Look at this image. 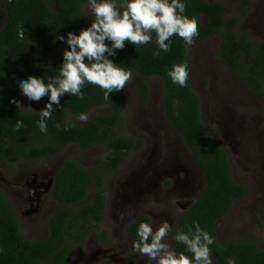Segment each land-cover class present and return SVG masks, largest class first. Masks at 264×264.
<instances>
[{
    "label": "trees",
    "instance_id": "trees-1",
    "mask_svg": "<svg viewBox=\"0 0 264 264\" xmlns=\"http://www.w3.org/2000/svg\"><path fill=\"white\" fill-rule=\"evenodd\" d=\"M224 1L186 0L185 14L198 21L197 40L220 38L217 56L230 65L237 79L264 100V40H252L249 34L239 33L238 19L226 18ZM251 2L241 0L243 14ZM85 3L87 0H56V9H52L47 0H0V6L8 13L0 30V163L47 159L61 153L68 144L80 149L106 144L110 153L102 165L116 171L133 148L134 140L120 136L116 130L125 128L127 118L119 91L105 99L98 86L86 84L82 89L84 100L64 95L47 121L46 134L39 131L37 121L47 96L39 101L42 108L37 112L25 113L12 102L15 95H23L16 87L18 79L35 75L45 76L47 80L48 76L58 74L62 55L56 61L55 53L60 46L65 50L67 45L56 40L57 35L66 37L69 31L79 34L90 25L92 18L85 16ZM170 43L169 52L155 57L153 33L152 43L135 47L125 42L124 49L116 50L117 55L111 59L131 69L132 74L163 79V115L186 141L207 177L206 188L192 208L182 215L174 234L178 230L187 232L193 222H198L214 238L211 257L215 255L217 260L213 264H229V260H234L235 264H264V250L251 241L236 238L228 245L217 241L218 220L230 211L236 199L249 193V185L234 178L227 151L205 127L200 97L189 81L181 88L168 78L167 71L174 63L186 61L188 51V46L177 36H173ZM247 54L249 62H245ZM45 65H51V69L47 70ZM134 91L142 101L147 100L146 82H140ZM100 106H110L111 113L93 116L82 124L68 120L69 112L78 119L81 113L89 115ZM18 119L23 120L24 127L14 131ZM92 186H97L95 198L85 199ZM104 192L99 176H94L78 158L68 159L56 175L54 188V197L67 208L52 215L46 237L32 238L22 232L16 208L0 191V248L3 249L0 264H70L82 251L89 232L94 231L101 241H109V233L99 229L107 209ZM141 222H150L149 217L140 216L128 228L129 235L135 239H138L136 229ZM173 248L177 252L185 251L184 246L174 240ZM133 260V256L128 257L126 264H134Z\"/></svg>",
    "mask_w": 264,
    "mask_h": 264
},
{
    "label": "rangeland",
    "instance_id": "rangeland-1",
    "mask_svg": "<svg viewBox=\"0 0 264 264\" xmlns=\"http://www.w3.org/2000/svg\"><path fill=\"white\" fill-rule=\"evenodd\" d=\"M47 3L52 9H56V0H47ZM224 3L226 18L238 19L239 33L249 34L252 40H264V0H252V5L245 14L241 9V0H225ZM83 9L85 16L91 18L87 16V3ZM7 18V10L0 7V29ZM219 45L218 36L202 42L194 39V43L188 46L186 61L190 68V82L201 98L205 127L216 140H220L227 151L234 178L249 185V193L236 199L230 211L217 222L216 238L221 245H228L236 238L244 239L264 250V101L237 79L230 65L217 56ZM63 51L64 47L60 46L55 53L56 61ZM49 59H52V55ZM249 61L247 54L245 62ZM142 81L147 82L151 93L145 104L134 93L135 87ZM162 85L163 79L159 76H143L133 72L125 89L119 91L128 116L125 128L120 127L117 131L120 135L141 139L143 142L137 151L129 154L117 171L107 170L102 165L109 154L106 144H99L87 151L71 144L60 154L47 159L0 163V177L12 182L7 184L0 178V189L17 209L21 230L26 236L46 237L52 215L67 208V205L54 198V189L51 188L50 194L41 196L38 202L30 201L27 184L34 175L38 180L48 181L70 158H78L85 167L93 171L94 176H99L102 180L107 196V212L101 228L109 234L121 233L124 223L146 214L151 216L153 228L167 221L175 222L170 225L173 230L185 209L181 205L186 207L189 199L200 196L207 186V177L185 143L163 117L160 99ZM15 96L20 99L21 107H31L35 111L42 107L41 103L29 101L24 95ZM22 110L25 113L33 112L30 108ZM110 110L109 106H101L92 110L90 115L107 114ZM68 120L82 124L74 118L72 112H69ZM155 136L163 139L161 144L160 141L153 140ZM164 140L167 141L166 144ZM167 145L170 146V153L172 150L181 152L177 153L178 157L184 159V162L178 163L179 169L177 167L163 176V181L170 190L160 180L161 170L157 171L159 176L156 172L153 175L150 172L158 161L166 162L174 157L173 154L170 158L164 156L159 159L162 157V150L168 148ZM150 166V170H147ZM195 173L199 175L196 179ZM185 176H188L187 180L191 177L192 191L189 193L185 191ZM146 183L150 185L147 189H150L151 194L135 195L134 188L147 185ZM173 187L177 189L172 190ZM95 191V186L91 187L86 199L91 200ZM171 233L165 238V242L172 247ZM85 243L84 251L71 264H97V259L104 258L106 251L110 259L114 260L110 246L101 245L91 234ZM212 260H217L214 255Z\"/></svg>",
    "mask_w": 264,
    "mask_h": 264
},
{
    "label": "clouds",
    "instance_id": "clouds-1",
    "mask_svg": "<svg viewBox=\"0 0 264 264\" xmlns=\"http://www.w3.org/2000/svg\"><path fill=\"white\" fill-rule=\"evenodd\" d=\"M87 11V16L92 18L88 27L81 29L79 34L69 31L66 37L57 35L56 40L67 45L57 75L48 76L47 80L45 76L29 75L16 81L17 89L29 101L48 97L44 108L38 112L37 127L42 134L47 133V121L60 106V98L64 95L84 100L82 89L86 84L98 86L105 99H109L110 93L125 89L132 79V71L111 59L117 55L116 50L124 49L125 42L135 47L148 45L153 42L155 33L153 55L158 57L161 52L171 50L173 36L182 39L186 46H191L199 36L197 19L185 14L186 0H87ZM21 38H24L23 32ZM44 67L51 69V65ZM189 74L186 61L174 63L167 71L171 82L181 88L187 86ZM12 102L20 109L30 108L37 112L31 107H21L18 97H12ZM78 119L86 122L88 115L81 113ZM23 127V120L18 119L14 131ZM217 141L222 145L220 140ZM171 230L167 221L159 223L155 231L152 219L139 223L133 250L145 256L148 264H213L210 246L214 244V238L198 222H193L187 232L178 230L173 235V240L184 246L182 252L165 242ZM0 252H3L2 248ZM229 264H235V261L229 260Z\"/></svg>",
    "mask_w": 264,
    "mask_h": 264
},
{
    "label": "flooded vegetation",
    "instance_id": "flooded-vegetation-1",
    "mask_svg": "<svg viewBox=\"0 0 264 264\" xmlns=\"http://www.w3.org/2000/svg\"><path fill=\"white\" fill-rule=\"evenodd\" d=\"M196 39V38H195ZM197 40V39H196ZM199 41V40H198ZM202 42V41H201ZM187 53H188V51H187ZM186 61H187V55H186ZM232 70V69H231ZM233 72V71H232ZM142 75V74H141ZM143 76H145V75H143ZM188 81H189V83L191 84V82H190V78H188ZM143 82H145V81H143ZM147 83V82H146ZM139 84V83H138ZM148 85V84H147ZM191 86H192V84H191ZM193 87V86H192ZM136 88V87H135ZM148 89H149V93H148V97H147V100L146 101H142L141 100V98H140V96H138L136 93H135V91H134V93H135V95L136 96H138L139 97V99H140V101L143 103V104H145V103H147L148 101H149V98H150V88H149V85H148ZM193 89H194V87H193ZM135 90V89H134ZM195 90V89H194ZM161 91H162V89H161ZM196 91V90H195ZM196 93H197V91H196ZM160 99H161V110H162V97L160 96ZM200 100H201V98H200ZM39 102V101H38ZM40 103V102H39ZM123 104V103H122ZM101 107V106H100ZM110 107V106H109ZM124 107V106H123ZM42 108V107H41ZM40 108V109H41ZM111 108V107H110ZM94 110V109H93ZM124 110L126 111V109L124 108ZM111 111H112V109L110 110V112H108V113H111ZM107 113V114H108ZM126 114H127V116H128V112L126 111ZM162 114H163V112H162ZM93 116H91L90 114L88 115V119H91ZM163 117H164V115H163ZM164 119L166 120V118L164 117ZM166 122L168 123V125L171 127V129L174 131V133L180 138V140L181 141H183L184 143H185V145L187 146V148L190 150V148L188 147V145H187V143H186V141L178 134V132L170 125V123L166 120ZM83 123V122H82ZM126 123H127V118H126ZM126 123H125V126H126ZM118 128H120V127H118ZM117 128V129H118ZM116 129V130H117ZM124 129V128H123ZM118 132V131H117ZM233 132H235V130H233ZM119 134V133H118ZM120 135V134H119ZM121 136V135H120ZM124 136H126V135H124ZM128 137V136H127ZM129 138H131V139H133L134 141H133V148L129 151V154L131 153V152H133V151H137V149L138 148H140L141 146H142V142H143V140H141V139H135V138H132V137H129ZM153 140L155 141V140H157V141H160V144H161V141L163 140L162 138H158V137H154L153 138ZM164 142H165V144H166V142L167 141H165L164 140ZM68 145H71V144H68ZM97 145H95V146H93V147H96ZM168 146V148L167 149H163L162 150V153H161V158H159V159H162L164 156L165 157H167V158H170L173 154H174V157H172L171 159H169L168 161H166V162H160V161H158V164L157 165H155V166H153V168H152V170H150L149 168H151V166L150 167H148V169L147 170H150V172H152V175L156 172V175L157 176H159L158 175V172L157 171H160L161 170V176H160V180L162 181V184L163 185H165L166 186V188L167 189H169L170 190V188L169 187H167V184H166V182H164L163 181V176L164 175H166L167 173H169V172H171V171H173L175 168H177V169H179L180 167L178 166V163L179 162H184V159L183 158H180V157H178V154L177 153H181V152H176V151H173L172 150V153H170L171 152V150H169V145H167ZM166 146V147H167ZM93 147H91V148H88V149H81V150H84V151H87V150H90V149H92ZM175 152V153H174ZM190 152H191V150H190ZM109 153H110V150H109ZM60 154V153H59ZM129 154H128V156H127V158L126 159H128V157H129ZM191 155H192V152H191ZM193 157H194V155H192ZM126 159L122 162V164L120 165V167L123 165V163L126 161ZM176 159L178 160V161H176ZM194 159H195V161H196V163L198 164V166L200 167V169H201V171L203 172V170H202V168H201V166L199 165V163L197 162V160H196V158L194 157ZM28 161H37V160H32V159H30V160H28ZM28 161H24V162H28ZM176 161V162H175ZM19 162H21V161H19ZM81 162V161H80ZM119 167V168H120ZM118 168V169H119ZM176 169V170H177ZM175 170V171H176ZM192 170V169H191ZM117 171V170H116ZM57 173H58V171L57 172H54L53 174H52V176H51V178H48V181H42V180H38L37 179V177H36V175H34V177H33V179H32V181L31 182H29L27 185H28V187H29V189H27L28 191H30V196H29V200L31 201V200H35V201H39L40 200V198H41V196H45L46 197V194H50L49 193V189L51 188V189H54L55 188V185H56V175H57ZM198 173H195L194 175H195V179H196V177L197 176H199V175H197ZM203 174H204V172H203ZM17 176V175H16ZM187 177L188 176H185V178H184V183L186 182V184H187V187H186V193H189V192H191L192 191V188H191V177H190V179L189 180H187ZM1 178V180H3L4 182H6L7 184H11L12 182L10 181H8L6 178H2V177H0ZM175 180H177V178H174ZM196 182H197V180H196ZM147 184V183H146ZM150 185L149 184H147V185H140V187L138 186V187H135L134 188V194L135 195H141V196H146V195H150L151 194V191H150V189H147L148 187H149ZM92 187H94V186H92ZM95 188H96V190H97V186H95ZM174 189H177V187H173V189L172 190H174ZM105 190V189H104ZM0 191L2 192V190L0 189ZM96 192V191H95ZM3 193V192H2ZM105 193V192H104ZM4 194V193H3ZM88 194V193H87ZM5 195V194H4ZM105 195H106V193H105ZM53 196H54V190H53ZM86 197H87V195H86ZM93 198H91V200H93L94 198H95V193H94V195L92 196ZM7 198V197H6ZM55 198V197H54ZM8 199V198H7ZM56 199V198H55ZM86 199V198H85ZM89 200V199H88ZM196 200L197 199H189L186 203H187V205H186V207L185 206H183L184 204H182L181 205V207H184L185 209H184V212H183V214L186 212V211H188L190 208H192V206L195 204V202H196ZM58 201V200H57ZM59 202V201H58ZM60 203V202H59ZM106 203H107V196H106ZM12 204V203H11ZM62 204V203H61ZM13 205V204H12ZM32 206H34V205H32ZM15 207V206H14ZM17 210V209H16ZM60 210H62V209H60ZM60 210H58V211H60ZM106 212H107V209H106ZM106 212L104 213V215H103V218L101 219V221L99 222V229H100V232H104L105 230L104 229H102L101 228V224H102V222H103V220H104V218H105V216H106ZM18 213V212H17ZM146 216H148L149 217V221H151V216L150 215H147L146 214ZM139 218V217H138ZM181 218H182V216L180 217V219H179V222H178V224H176V226L173 228V230H172V233H171V235H170V237H171V242H172V248H173V234H174V232H175V230L178 228V226L180 225V220H181ZM137 219V218H136ZM135 219V220H136ZM220 220V219H219ZM218 220V221H219ZM134 221V219H132V220H130V221H128L127 223H124V229H123V231L121 232V233H116V232H113V234L111 233V234H109L110 235V237H111V239H109V241H101V240H99V239H97L96 238V235H95V232L94 231H91V232H89V235L91 234L92 236H93V239L95 240V241H99V243L101 244V245H104V246H110V250L113 252V254H114V260H111L110 259V257H109V254H108V252L106 251V253H105V256H104V258H102V259H97V264H126V259L128 258V257H131V256H133V258H134V260H133V262H134V264H148V262H147V259H146V257L145 256H143V255H140L138 252H136V251H134L133 250V241L135 240V238L134 237H132V235H129V233H128V228H129V226H130V224L132 223ZM122 222V221H121ZM173 223H175V222H169V224L170 225H173ZM48 227H49V225H48ZM156 228V227H155ZM155 228H153V230L155 231ZM47 235L49 234V229L47 230ZM88 235V236H89ZM88 238V237H87ZM87 238H86V240H87ZM131 240V241H130ZM86 242V241H85ZM86 243H84V247H83V249H82V251L79 253V254H77L76 256H78V255H80L83 251H84V249H85V245ZM174 249V248H173ZM75 256V257H76ZM74 257V258H75ZM73 258V259H74ZM120 258H121V261H120ZM73 259H72V261H73ZM72 261L70 262V264L72 263ZM153 264H155V262H153Z\"/></svg>",
    "mask_w": 264,
    "mask_h": 264
}]
</instances>
